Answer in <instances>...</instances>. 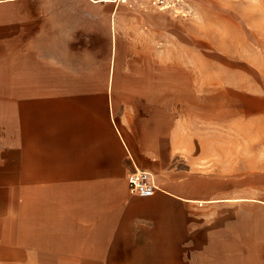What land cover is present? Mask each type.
<instances>
[{
  "label": "rangeland",
  "instance_id": "rangeland-1",
  "mask_svg": "<svg viewBox=\"0 0 264 264\" xmlns=\"http://www.w3.org/2000/svg\"><path fill=\"white\" fill-rule=\"evenodd\" d=\"M175 1L0 0V145L23 149L24 128L38 147L27 222L48 237L57 211L86 236L106 189L112 241L131 244L108 264H264V0ZM153 146L158 190L133 214L130 173L64 180L82 149L117 171Z\"/></svg>",
  "mask_w": 264,
  "mask_h": 264
},
{
  "label": "crops",
  "instance_id": "crops-1",
  "mask_svg": "<svg viewBox=\"0 0 264 264\" xmlns=\"http://www.w3.org/2000/svg\"><path fill=\"white\" fill-rule=\"evenodd\" d=\"M106 3L113 4L111 0H107ZM25 123L24 120L25 128H27ZM23 136L25 139L23 149H3L2 145L5 147L6 144L0 140L2 144L0 145V264H108L112 261H124V258L127 257L122 256V252L130 253L131 250H121L119 246L131 244L112 241L116 235H111V232L116 228L113 229V225L109 229L108 222H115L118 217L109 218L108 191L106 189L101 190L98 195L100 199L103 198L99 207L87 208V214H91V217L88 218L89 222L84 223L86 236L83 238H75L74 231L72 236H65V229L62 227L63 225H60L59 211L55 213L54 228L56 229H53L51 237L47 236L46 231L40 228L38 223L35 226L28 225V207L29 203H32L28 198V183L29 181H36V183L42 181L43 164L41 159H39V163L28 164V149H38V147L29 144L28 140L26 141L28 138L27 129L23 128ZM32 136L37 137L34 134ZM125 148L129 151L126 144ZM130 150L132 153H128L132 157V163L126 161L116 171L114 162L112 169H108L107 149L95 151L82 149V154H78V156L75 154L73 160L68 159V174L67 179L64 180L75 183L93 181L106 183L109 171L111 173L119 172L123 175L131 174L136 169L153 173L151 170L155 167V163L151 162V159L154 160L156 156L155 146L152 151L150 149ZM40 165L42 169L38 172L35 167ZM54 180L59 181L60 175L57 174ZM126 185L127 190L123 189L121 196L128 199L129 208L133 214V212L139 211L138 208L135 209L137 201L133 197H139L130 193L128 182ZM156 193L157 191L152 197L146 199L154 198ZM168 194L172 196L170 193ZM114 213L116 215V212ZM92 214H94L93 217ZM95 214H98V217ZM17 231H20L19 237ZM87 235L89 236L87 237ZM126 237L125 235L124 238ZM167 260L170 261V258Z\"/></svg>",
  "mask_w": 264,
  "mask_h": 264
},
{
  "label": "built area",
  "instance_id": "built-area-1",
  "mask_svg": "<svg viewBox=\"0 0 264 264\" xmlns=\"http://www.w3.org/2000/svg\"><path fill=\"white\" fill-rule=\"evenodd\" d=\"M111 2L115 7L141 4L160 10H172L176 5L175 0H111ZM127 182L130 193L142 199L152 197L158 190L154 174L148 171L136 169L128 176Z\"/></svg>",
  "mask_w": 264,
  "mask_h": 264
},
{
  "label": "bare ground",
  "instance_id": "bare-ground-1",
  "mask_svg": "<svg viewBox=\"0 0 264 264\" xmlns=\"http://www.w3.org/2000/svg\"><path fill=\"white\" fill-rule=\"evenodd\" d=\"M131 7V6H130ZM115 9V8H114ZM152 199V198H151ZM150 200V199H149ZM146 201V200H145ZM148 201V200H147ZM229 202V201H228ZM199 203V202H198ZM204 203V202H203ZM155 206V205H154ZM153 206V207H154ZM153 207H152V209H153ZM156 207V206H155ZM254 227V226H253ZM251 230V229H250ZM254 231H255V229H254ZM253 233H255V232H253ZM250 264V263H249Z\"/></svg>",
  "mask_w": 264,
  "mask_h": 264
}]
</instances>
